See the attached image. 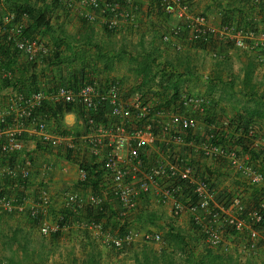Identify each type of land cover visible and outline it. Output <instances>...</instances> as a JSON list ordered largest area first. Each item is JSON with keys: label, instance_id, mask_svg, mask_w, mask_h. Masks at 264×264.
Instances as JSON below:
<instances>
[{"label": "built area", "instance_id": "built-area-1", "mask_svg": "<svg viewBox=\"0 0 264 264\" xmlns=\"http://www.w3.org/2000/svg\"><path fill=\"white\" fill-rule=\"evenodd\" d=\"M56 1L60 13L101 23L109 32L117 33L127 25L137 24L139 0ZM249 1L260 5L264 0ZM158 5L165 14L177 19L174 26L161 34L162 40L172 48L181 50L186 44H194L219 58L216 43L233 42L256 53L264 63L263 26L245 20H227L216 25L206 13L196 11L191 0H158ZM0 31L8 34V42L16 49L15 61L24 56L27 62L39 64L50 56L42 38L25 35V26L18 22L15 12L5 15ZM5 60L0 53V74L11 79L15 71L5 65ZM5 90L6 105L0 107V214L24 212L31 219L39 220L40 232L45 236L72 224L63 211L53 215L51 221L46 220L53 200L44 182L35 184L34 196L29 194L27 187L35 164L28 154L30 140L48 147L63 146L66 152L77 157L81 181L87 180L90 169L101 172L99 188L88 198L77 192L65 195L66 209L94 210L92 218L85 221L87 227L104 230L101 220L110 213L107 205L113 210L117 208V217L124 218L156 188V203L171 200L175 216L191 213L211 248H222L229 253L238 242V234H246L247 241L243 244L246 254L264 240V195L254 206L247 204L242 192L220 201L219 188L216 189L193 159L197 152L210 159H225L235 174L255 187L264 186V171L251 163L248 155L241 156L235 148L214 142L213 139L218 140V133L204 137L196 133L199 121L195 115H203L208 109L209 102L203 96L181 93L167 107L159 105L158 98L150 99L139 93L126 99L118 82L103 87L95 80L78 86L60 82L50 90L29 92H21L10 84ZM50 104L78 108L84 132L54 130L45 114ZM190 132L195 138L188 141ZM110 199L118 202V207L107 204ZM134 237L135 233L126 227L122 235L109 232L107 239L120 248L131 243ZM143 238L162 241L160 233L147 232Z\"/></svg>", "mask_w": 264, "mask_h": 264}, {"label": "crops", "instance_id": "crops-1", "mask_svg": "<svg viewBox=\"0 0 264 264\" xmlns=\"http://www.w3.org/2000/svg\"><path fill=\"white\" fill-rule=\"evenodd\" d=\"M191 2L196 11L206 13L216 25L227 20H246L243 17L250 12L249 7L242 4L247 0ZM11 8L10 0H0V26ZM251 13L255 15L256 11ZM137 14V24L127 25L118 33L106 32L101 23L85 22L74 14H65L67 18L73 16L71 23L77 28V33L72 36L58 34L50 39L41 36L50 56L34 67L30 66L37 75L36 82L33 84L31 79H26L23 88H18L21 92H25L24 89L50 90L54 84L62 82V78L86 67L85 71L93 72V80L103 87L118 82L126 99L136 93L159 100L160 97L173 100L175 91L197 94L209 102L203 115H195L200 119L196 131L199 137L209 133L219 134L224 129L222 124L245 116L246 108L257 106L255 96L264 100V63L256 53L225 41L216 43L219 58L194 44H186L181 50H176L161 38L162 33L174 26L176 19L160 9L158 0H139ZM59 15L63 17L62 13ZM55 18L53 21H59ZM17 20L25 28L31 23L27 13L17 15ZM261 26L264 27V23ZM56 52L60 60L55 58ZM22 57L9 67L16 70L15 73L26 63L25 57ZM101 65L103 68L99 71ZM248 73L251 81L247 83ZM3 79L0 74V107L4 108L6 86ZM248 99L252 100L249 105L245 104ZM79 113L78 108L67 111L63 105L61 111L51 104L45 109L51 127L57 132H84ZM256 122L258 127L264 128V120L256 119ZM27 148L28 154L35 160L27 187L29 194L34 196L35 184L41 181L52 195L53 202L46 220L51 221L58 211L66 210L65 195L68 192L80 193L84 198L93 192L91 186L81 181L79 159H68L63 146L48 147L29 140ZM196 160L202 168L210 165L219 171L229 170L221 168L203 154L198 155ZM49 164L52 167L48 169ZM216 175L222 197L242 189L248 204L252 205V199L260 196L256 189L245 187L239 177L225 173L219 176L218 172ZM155 191L156 188H153L124 218L135 237L131 243L120 248L107 239L109 232L116 236L123 234L115 222L117 216L112 212L102 217L104 230H98L85 225L88 220L85 215L81 217L78 210L72 211L71 226L48 236L41 234L24 212L1 213L0 264H242L240 253L245 254L244 242H239L244 234H238V242L229 253L222 248H211L202 229L193 224V215L189 212L173 215L172 201L157 204ZM110 200L107 204L117 206L118 202ZM147 232L160 233L162 241L144 240L143 235ZM252 252V260L248 262L264 264V244H258ZM246 263L247 259L243 264Z\"/></svg>", "mask_w": 264, "mask_h": 264}, {"label": "trees", "instance_id": "trees-1", "mask_svg": "<svg viewBox=\"0 0 264 264\" xmlns=\"http://www.w3.org/2000/svg\"><path fill=\"white\" fill-rule=\"evenodd\" d=\"M9 2V1H8ZM10 3L12 5V8L10 11L15 12L17 15H21L22 13H27L28 15H30L31 17V23H29V25L25 28V35L28 37H40L42 36V31L43 29H50L53 26V19L55 16H59L60 14V10L58 9V3L56 0H10ZM244 5H247V7H249L250 12H248L249 14L244 16L243 18L245 20V22L247 21H251L253 23H256L255 25L260 26L261 23H264V1L262 4L257 5V4H253L251 3L249 0H247V3H245ZM256 11V14L254 15L251 12ZM82 20V19H81ZM85 21V20H83ZM86 22V21H85ZM104 30L106 32L107 31L105 28ZM109 33H114V32H109ZM16 49L14 48V46L8 42V34H6L5 32H1V36H0V53H2L4 55V57L7 59L5 60V65L7 67H11L12 63H15V57L16 56ZM18 55V54H17ZM58 58V60H60V57L58 55V53L56 52V57ZM54 64H57V61H54ZM36 64H31L29 62L26 61L25 64H22L21 68H17V70L19 71L18 73H14L13 77L11 79H3V82L5 84V86H8L10 84H14L15 86H20V88H23V82L24 80H32L33 84L34 82H36V76L35 72L33 70H31L32 67H34ZM85 68H82L80 70H78V72H73L70 73L69 77H64L62 78V82L66 83L68 85H74V86H78L81 85L82 83L85 82H91L93 81L94 77H93V72H88L85 71ZM16 71V70H14ZM31 72L30 74L27 75V73ZM35 80V81H34ZM251 81V75L250 73H248L246 75V82H250ZM19 88V90H20ZM25 92H29L30 90L24 89ZM21 91V90H20ZM181 93H178V91H175V94L173 95L172 98H174L173 100H168L165 99L166 97H160V104L159 105H165L167 107H170L172 105V103H174L178 97V95H180ZM256 100V107L253 108H246V113L245 116H238V118H233L231 120H229L227 123L222 124V127L224 129H221V132L219 131L218 136V140L213 139L214 142H220V143H224L225 145H229L230 147H233L237 150L238 154L241 156H245L248 155L250 157V161L251 163L259 166L263 171H264V132H261L257 127V122L256 119L259 120H264V100L259 97V96H255ZM165 100V101H164ZM59 110H62V105H59ZM73 108V106L71 105H66L65 106V110L67 111H71ZM193 132H190L189 134H187V140H191L194 139L195 137L192 134ZM196 141L198 140V138L195 139ZM257 141H259L257 143ZM194 153V152H193ZM202 153L195 154L196 156L193 158L194 160L196 159V157L198 155L201 156ZM67 158L71 159V160H75V158L72 156V154L68 151L66 152ZM197 161V160H196ZM212 161L214 163H217L221 168H228L226 170V172L224 171H219L216 169H213L212 166H207L206 168H202L199 164V162L197 161V164H199L200 166V171H202V173L211 180V182H213L214 186L216 187V189L218 188L217 185V175L216 172H218L219 176L223 175V173H225V175H233L235 177H239L240 179H242V181H244V186L245 187H249V188H254L256 189L258 192V194H260V196H256V198L252 199L253 204L250 205L247 204L249 206H254L257 205L260 197L262 195H264V186L262 187H255L253 185H251L250 183H248L247 181H245V179L240 175V174H235L233 172V170L231 168L228 167V165L226 164V160L225 159H215L213 158ZM87 169H90L88 166H85ZM221 170V169H220ZM238 175V176H237ZM101 179V172H94L92 169H90V174L89 177L87 178V180L82 181L83 184L91 186L93 188V191L95 192L98 188H99V181ZM261 188V189H260ZM260 189V190H259ZM242 190V189H241ZM240 189H238L237 191H235V193H244L243 191H241ZM263 193V194H262ZM262 194V195H261ZM230 195H226L223 196L221 195L220 201L227 199V197H229ZM245 197V196H244ZM224 198V199H223ZM70 212H72L70 209H66L65 211H63V214H65L66 216L68 215V217H70ZM116 214L117 216V211L113 210V212L111 213L112 215ZM90 216H92L91 214H88ZM90 216H87L86 219H91ZM90 217V218H89ZM122 218V219H121ZM119 218V216L117 217V220L115 221L117 226H119L120 231L126 229V225L128 224V222L126 221L127 219L124 220L123 217ZM31 222L33 223V225H35L36 227L39 228V220H33L31 219ZM193 220V219H192ZM193 224L196 226V228H201L200 225H198L197 223H195V221H193ZM264 225V222L263 224ZM264 229V228H262ZM201 230V229H200ZM264 232V230H263ZM237 235V234H236ZM246 239V234H244L241 237V242H244V244L246 243L247 239ZM239 242V243H241ZM259 245L264 244V240L261 239L258 242ZM253 252H247L245 254V257L247 259V263L246 264H250L251 262H248L250 260H252V255Z\"/></svg>", "mask_w": 264, "mask_h": 264}, {"label": "rangeland", "instance_id": "rangeland-1", "mask_svg": "<svg viewBox=\"0 0 264 264\" xmlns=\"http://www.w3.org/2000/svg\"><path fill=\"white\" fill-rule=\"evenodd\" d=\"M62 13V15H63V17L61 16V15H59V16H56V18H55V20L56 19H59V21H53V26H52V28H50V29H43V31H42V37L43 38H49L50 39V37H56V36H58V34L59 35H63V36H66V35H70V36H72L73 34H76L77 33V28L75 27V25L73 26L72 25V23H71V19H72V17H69V18H67L66 16H65V14L63 13V12H61ZM81 19V18H80ZM63 23V24H62ZM175 23H177V19H176V22ZM62 24V25H61ZM68 31V32H67ZM118 33V32H117ZM100 62H103V61H100ZM103 65H101V67L100 68H98L99 69V71L103 68L102 67ZM251 102H252V100L251 99H248V101L246 100V103L245 104H247V105H249V104H251ZM253 106V105H252ZM252 106L250 107L249 106V108H252ZM197 119H198V121H200V119H199V116H197ZM261 132H263V130H264V128L263 127H257ZM179 148L182 150V151H184L185 150V148H183L182 146L180 147L179 146ZM180 149H179V151H180ZM228 177V176H227ZM233 178V177H232ZM231 178V179H232ZM230 179V180H231ZM232 181V180H231ZM239 182H240V179L238 180ZM222 188H223V186H221ZM220 190H222V189H220ZM223 191H224V189H223ZM245 196V195H244ZM246 196H248L247 194H246ZM246 198V197H245ZM118 205L119 204H117V206H115V207H118ZM107 207L109 208V211L110 212H113V209H111L110 208V206L109 205H107ZM116 210H118L117 208H116ZM79 211V213L80 214H78V216H81V217H83L84 215L87 217V216H90V215H88V214H91L92 215V211H94L92 208H89V207H85V208H82L81 210H78ZM113 215H114V213H113ZM91 218H92V216H90ZM94 218H96L95 216H93V219ZM97 219V218H96ZM102 221V220H101ZM104 223V222H103ZM105 225V224H104ZM119 227V226H118ZM231 250L232 249H230V251L229 252H231ZM240 255H241V257H242V259H241V261L240 262H242V264L243 263H245L246 262V257H245V254H241L240 253Z\"/></svg>", "mask_w": 264, "mask_h": 264}]
</instances>
